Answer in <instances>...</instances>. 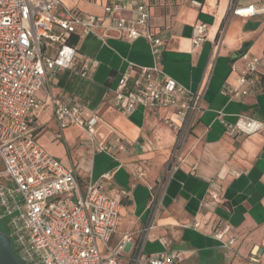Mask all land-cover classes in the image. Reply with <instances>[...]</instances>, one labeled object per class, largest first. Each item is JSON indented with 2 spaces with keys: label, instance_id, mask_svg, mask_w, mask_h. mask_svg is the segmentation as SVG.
Here are the masks:
<instances>
[{
  "label": "crops",
  "instance_id": "crops-1",
  "mask_svg": "<svg viewBox=\"0 0 264 264\" xmlns=\"http://www.w3.org/2000/svg\"><path fill=\"white\" fill-rule=\"evenodd\" d=\"M61 2L62 9L77 15L105 17V0ZM140 2L148 7L151 32L163 42L158 59L144 38L124 40L104 28L73 36L77 63L96 61L97 67L90 79L73 70L49 75L36 93L40 107L30 114L29 132L82 187L89 181L100 183L107 197L120 204L118 227L109 241L111 248L122 246L117 264H148L152 257L172 256L178 257L173 264H253L250 257L256 253V264H264V66L260 82L242 88L246 95L223 93L225 86L236 87L242 68L239 58L231 61L235 52L244 46L248 54L264 56V15L232 16L230 0H127V9L111 15L131 19L132 4ZM199 23L207 25V36L194 47ZM232 63L236 73L230 71ZM131 68H156L200 98L189 133L176 151L174 128L182 119L173 108L139 107L130 114L112 108L118 77ZM54 98L78 102L96 115L95 142L109 151L96 152L75 126L60 129L49 106ZM238 115L260 121L262 130L230 135L224 123H234ZM172 157L175 165L168 170ZM225 226L224 240L234 239L230 248L212 237ZM99 249L103 254V247Z\"/></svg>",
  "mask_w": 264,
  "mask_h": 264
},
{
  "label": "built area",
  "instance_id": "built-area-1",
  "mask_svg": "<svg viewBox=\"0 0 264 264\" xmlns=\"http://www.w3.org/2000/svg\"><path fill=\"white\" fill-rule=\"evenodd\" d=\"M132 5L133 18L119 19L111 14L127 9V0H108L102 19L62 9L61 0H0V223L8 232L13 253L23 264H117L122 246L111 248L109 241L118 227L120 204L107 197L100 183L89 181L82 187L72 171L38 144L29 125L31 112L40 107L36 93L44 88L49 75L73 70L81 78L90 79L97 67L96 61L77 63L73 36L79 38L104 28L119 33L124 40L144 38L158 59L163 42L151 32L148 7L144 2ZM229 11L232 16L257 18L264 15V2L240 5L230 0ZM206 36L207 25L199 23L193 46L198 47ZM238 62L242 68L235 78L236 87L223 89L230 97L244 96L247 91L243 87L253 88L260 82L264 56L245 52ZM230 71L237 72L235 63ZM112 93V108L124 114L139 107L173 108L182 119V124L174 128L182 140L200 104L197 93L156 68L123 72ZM49 106L60 129L75 126L86 134L96 152L109 151L108 146L95 142L96 115L78 102L58 98L51 99ZM224 127L232 136L251 135L261 131L263 124L238 115L234 123H224ZM154 201L152 196L150 215ZM213 201L221 204L215 196ZM227 232L225 226L212 233L224 248L234 243L231 237L224 240ZM174 259L178 257H152L148 264H173ZM250 261L258 262L257 253Z\"/></svg>",
  "mask_w": 264,
  "mask_h": 264
},
{
  "label": "water",
  "instance_id": "water-1",
  "mask_svg": "<svg viewBox=\"0 0 264 264\" xmlns=\"http://www.w3.org/2000/svg\"><path fill=\"white\" fill-rule=\"evenodd\" d=\"M245 51H237L231 56V61L234 62L241 57ZM0 264H23L13 253L9 237L0 232Z\"/></svg>",
  "mask_w": 264,
  "mask_h": 264
},
{
  "label": "rangeland",
  "instance_id": "rangeland-1",
  "mask_svg": "<svg viewBox=\"0 0 264 264\" xmlns=\"http://www.w3.org/2000/svg\"><path fill=\"white\" fill-rule=\"evenodd\" d=\"M188 135V134H187ZM186 135V136H187ZM185 139V138H184ZM184 139L182 140V137H178L177 136V134H176V144H175V146H174V151H176L180 146H181V144H183V141H184ZM174 165H175V163H174V158L172 157L169 161H168V163L166 164V168L168 169V170H170L172 167H174ZM2 168V165H1V162H0V169ZM1 230V229H0Z\"/></svg>",
  "mask_w": 264,
  "mask_h": 264
},
{
  "label": "trees",
  "instance_id": "trees-1",
  "mask_svg": "<svg viewBox=\"0 0 264 264\" xmlns=\"http://www.w3.org/2000/svg\"><path fill=\"white\" fill-rule=\"evenodd\" d=\"M108 2V0H105V4ZM75 41H76V39L74 38V39H72L71 40V44L73 45L74 43H75ZM246 48L243 46L242 47V49H241V51H246L245 50ZM0 232H2V233H4V234H8V232H7V230L5 229V227L3 226V224L2 223H0Z\"/></svg>",
  "mask_w": 264,
  "mask_h": 264
}]
</instances>
